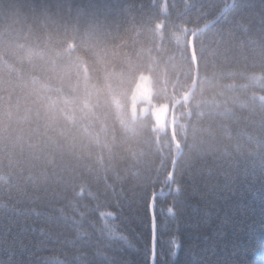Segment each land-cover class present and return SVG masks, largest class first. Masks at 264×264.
Instances as JSON below:
<instances>
[{"label": "trees", "instance_id": "16d2710c", "mask_svg": "<svg viewBox=\"0 0 264 264\" xmlns=\"http://www.w3.org/2000/svg\"><path fill=\"white\" fill-rule=\"evenodd\" d=\"M89 61L131 101L94 148L0 123V264H153L154 221L155 264H264V0H0V91ZM144 75L170 117L193 90L177 143Z\"/></svg>", "mask_w": 264, "mask_h": 264}, {"label": "clouds", "instance_id": "9594fccd", "mask_svg": "<svg viewBox=\"0 0 264 264\" xmlns=\"http://www.w3.org/2000/svg\"><path fill=\"white\" fill-rule=\"evenodd\" d=\"M86 67L70 72L28 67L18 86L0 91V123L42 136L63 130L70 140L94 148L97 131L114 123L116 98L129 108L130 86L121 83L119 69L106 75L92 61Z\"/></svg>", "mask_w": 264, "mask_h": 264}, {"label": "rangeland", "instance_id": "374dc122", "mask_svg": "<svg viewBox=\"0 0 264 264\" xmlns=\"http://www.w3.org/2000/svg\"><path fill=\"white\" fill-rule=\"evenodd\" d=\"M132 114L135 118L153 115L156 125L160 129H166L169 126L170 106H156L153 100V88L151 78L144 75L140 78L133 97H132Z\"/></svg>", "mask_w": 264, "mask_h": 264}, {"label": "water", "instance_id": "95a60500", "mask_svg": "<svg viewBox=\"0 0 264 264\" xmlns=\"http://www.w3.org/2000/svg\"><path fill=\"white\" fill-rule=\"evenodd\" d=\"M215 22H213L211 25H209L206 29L211 27ZM192 92H193V90H192ZM192 92H190L182 100H180L178 103H176V105L173 107V109L171 111V126H172V130H173V140H174L175 143H177V140H176V126H179V125H184L185 126L186 125V123H183L179 119L175 118V110H176V108L178 107L179 104H181L182 102L186 101L191 96ZM180 155H181V153H180ZM180 155L177 157L176 162H177L178 158L180 157ZM172 175H174V170L172 171ZM154 211H155V207H154V201H153L152 204H151V212H152V216H153V218L155 220ZM154 228H155V235H154V259H153V264L156 263L157 229H156L155 221H154Z\"/></svg>", "mask_w": 264, "mask_h": 264}]
</instances>
